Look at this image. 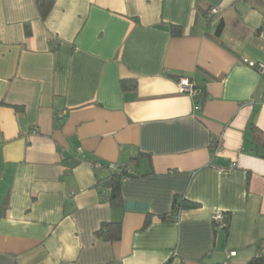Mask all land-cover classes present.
<instances>
[{
    "label": "crops",
    "instance_id": "0c3cea01",
    "mask_svg": "<svg viewBox=\"0 0 264 264\" xmlns=\"http://www.w3.org/2000/svg\"><path fill=\"white\" fill-rule=\"evenodd\" d=\"M260 65L264 0H54L45 18L0 0V264H248L264 240ZM94 163L134 168L122 197L147 210L107 202ZM176 195L198 206L163 220ZM118 221V240L98 234Z\"/></svg>",
    "mask_w": 264,
    "mask_h": 264
},
{
    "label": "trees",
    "instance_id": "16d2710c",
    "mask_svg": "<svg viewBox=\"0 0 264 264\" xmlns=\"http://www.w3.org/2000/svg\"><path fill=\"white\" fill-rule=\"evenodd\" d=\"M38 9L43 18H45L53 7L54 0H36ZM224 29L223 20L219 23L217 30L215 32V37L220 38ZM173 34H180V27L177 25L172 26ZM171 77H175L173 75H169ZM250 129L252 131V139L256 144L255 152L259 157L264 158V131L256 126L253 120L250 121ZM259 147V149H257ZM139 155H143L140 153ZM107 165V164H106ZM117 170L109 169L106 173V177L99 179L97 182V186L102 190L101 193L104 195V190L109 191L107 195H104V198L107 202L112 205H124L126 201L122 197L121 187L123 182L131 177L139 176L138 173L130 174L128 171V164L120 165ZM134 169V168H133ZM135 170V169H134ZM198 204L196 202L188 200L185 196L176 195L173 202L172 211L168 214L162 215L163 220L174 219L175 216L182 210L183 208L196 207ZM231 215L230 213L225 212V221L226 224L221 226L220 223L213 220V224L216 230L222 228L225 232L229 230ZM122 223L121 222H105L102 224L98 234H100L106 240H118L121 236ZM248 264H264V252L260 253V246L258 248V252L256 256L252 257Z\"/></svg>",
    "mask_w": 264,
    "mask_h": 264
},
{
    "label": "built area",
    "instance_id": "2783aa9c",
    "mask_svg": "<svg viewBox=\"0 0 264 264\" xmlns=\"http://www.w3.org/2000/svg\"><path fill=\"white\" fill-rule=\"evenodd\" d=\"M219 8L214 7L210 10L211 14H216L218 12ZM258 67V66H257ZM258 70H260L262 73H264V65H260V67H258ZM178 85L180 88L181 92H185L188 93L193 99H194V109L195 110H199L200 109V104L197 102V98L200 96L195 84L193 82H191L189 80V78L187 77H182L179 79L178 81ZM224 147L222 138L220 137H214L211 140V149L213 154H219L222 149ZM94 165L100 169H103L104 171H108L109 169H114L117 170L119 167L118 165L115 164H110V165H106V164H101V163H94ZM128 171L130 174L135 173V170L132 167H128ZM228 171H232V168H229ZM109 191L104 190V195H107ZM179 213L175 216V219L178 218ZM212 220L220 223L221 226H224L226 224L225 221V212L223 211H218L215 212ZM264 252V240L261 242L260 245V253Z\"/></svg>",
    "mask_w": 264,
    "mask_h": 264
},
{
    "label": "water",
    "instance_id": "95a60500",
    "mask_svg": "<svg viewBox=\"0 0 264 264\" xmlns=\"http://www.w3.org/2000/svg\"><path fill=\"white\" fill-rule=\"evenodd\" d=\"M126 207L128 209H138V210H142V211H146L147 210V204L143 203V202H135V201H126Z\"/></svg>",
    "mask_w": 264,
    "mask_h": 264
}]
</instances>
